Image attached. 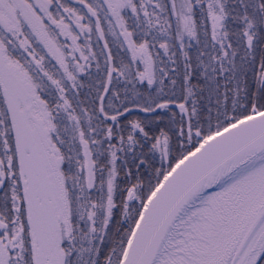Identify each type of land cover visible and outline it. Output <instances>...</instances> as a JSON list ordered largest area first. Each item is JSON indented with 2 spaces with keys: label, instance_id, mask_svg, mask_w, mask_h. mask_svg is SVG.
Segmentation results:
<instances>
[{
  "label": "snow or ice",
  "instance_id": "1",
  "mask_svg": "<svg viewBox=\"0 0 264 264\" xmlns=\"http://www.w3.org/2000/svg\"><path fill=\"white\" fill-rule=\"evenodd\" d=\"M0 264H264V0H0Z\"/></svg>",
  "mask_w": 264,
  "mask_h": 264
},
{
  "label": "trees",
  "instance_id": "2",
  "mask_svg": "<svg viewBox=\"0 0 264 264\" xmlns=\"http://www.w3.org/2000/svg\"><path fill=\"white\" fill-rule=\"evenodd\" d=\"M135 38V37H134ZM111 39V38H110ZM113 46V49H114V53L117 51L116 49H115V45L113 44L112 45ZM97 48H98V46H96ZM119 55H121V56H124V58L126 59L127 57L125 56V54L123 53V50H119V53H118ZM102 160L104 159L103 157L101 158Z\"/></svg>",
  "mask_w": 264,
  "mask_h": 264
}]
</instances>
